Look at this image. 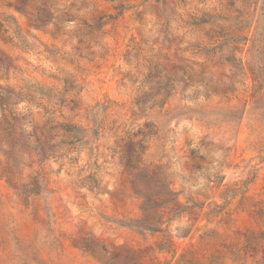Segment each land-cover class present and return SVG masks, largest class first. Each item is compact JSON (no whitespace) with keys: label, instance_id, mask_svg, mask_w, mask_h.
I'll return each mask as SVG.
<instances>
[{"label":"rangeland","instance_id":"1","mask_svg":"<svg viewBox=\"0 0 264 264\" xmlns=\"http://www.w3.org/2000/svg\"><path fill=\"white\" fill-rule=\"evenodd\" d=\"M0 264H264V0H0Z\"/></svg>","mask_w":264,"mask_h":264}]
</instances>
